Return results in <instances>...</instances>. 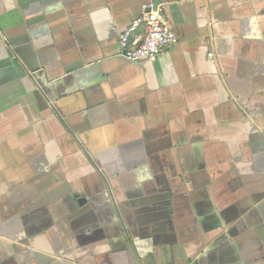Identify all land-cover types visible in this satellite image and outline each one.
I'll return each mask as SVG.
<instances>
[{"label": "crops", "instance_id": "obj_1", "mask_svg": "<svg viewBox=\"0 0 264 264\" xmlns=\"http://www.w3.org/2000/svg\"><path fill=\"white\" fill-rule=\"evenodd\" d=\"M153 1L0 0V264H264V0Z\"/></svg>", "mask_w": 264, "mask_h": 264}, {"label": "built area", "instance_id": "obj_2", "mask_svg": "<svg viewBox=\"0 0 264 264\" xmlns=\"http://www.w3.org/2000/svg\"><path fill=\"white\" fill-rule=\"evenodd\" d=\"M177 42L164 13L153 9L152 3L144 4L139 16L119 35L120 54L129 62L152 61Z\"/></svg>", "mask_w": 264, "mask_h": 264}, {"label": "water", "instance_id": "obj_3", "mask_svg": "<svg viewBox=\"0 0 264 264\" xmlns=\"http://www.w3.org/2000/svg\"><path fill=\"white\" fill-rule=\"evenodd\" d=\"M158 4H159V0H154L153 1V9H157Z\"/></svg>", "mask_w": 264, "mask_h": 264}]
</instances>
